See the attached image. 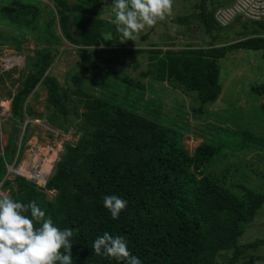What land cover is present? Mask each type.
Masks as SVG:
<instances>
[{
  "label": "trees",
  "instance_id": "1",
  "mask_svg": "<svg viewBox=\"0 0 264 264\" xmlns=\"http://www.w3.org/2000/svg\"><path fill=\"white\" fill-rule=\"evenodd\" d=\"M52 1L55 10L42 11L38 0L16 2L15 6H6L0 0V20L8 18L18 26L21 37L27 33L24 29H35V40L45 45L27 59L28 72L11 97L12 117L23 122L29 115L24 101L39 83L47 89V107L63 116L68 114L66 94L60 92L55 78L45 75L57 52L54 45L61 38L104 61L91 59L72 76L74 93L81 95L78 101L84 107L81 114L75 112L76 117H82L78 125L81 135L74 145H63L43 187L20 175L3 179L6 163L12 159L2 160L0 156L1 187L9 189L8 196L24 204L36 201L54 226L74 230L70 238L72 264H126L103 251L100 255L94 253L92 244L104 232L123 237L128 250L142 264H220L218 256L222 252L231 250L239 256L254 248L256 241L241 244L238 238L264 204V194L246 203L205 174L212 159L227 144L222 140L219 144L201 142L189 154L178 130L144 116L138 109L145 108L157 116L161 108L160 104L141 101L145 79L174 80L186 91H195L201 104L215 102L222 90L218 62L228 51L262 50L264 60V35L258 34L259 30L264 32V21L257 23L259 29L254 24L248 29L246 23L236 19L251 36L223 46L148 49L147 68L133 78L124 71L118 50L110 47L103 33L105 21L98 16L100 0ZM207 1L212 4L210 10ZM220 3L199 2L202 29L212 38L221 26L214 18ZM55 21L60 35L54 30ZM89 70L112 78L119 97L112 92L108 79L97 95L84 92L82 75ZM251 90L263 95L264 81L252 85ZM261 110L264 115V104ZM225 137L239 138L235 133ZM238 143L241 145L233 149L244 146ZM251 144L264 145V136L254 138ZM50 190L55 191L52 198L45 192ZM113 194L127 201L117 219L103 203L106 195ZM24 215L31 218V211ZM34 223L37 228L41 226L40 222Z\"/></svg>",
  "mask_w": 264,
  "mask_h": 264
},
{
  "label": "rangeland",
  "instance_id": "2",
  "mask_svg": "<svg viewBox=\"0 0 264 264\" xmlns=\"http://www.w3.org/2000/svg\"><path fill=\"white\" fill-rule=\"evenodd\" d=\"M20 1L33 2L2 0L6 6H15ZM38 1L42 11L54 9L52 0ZM199 2L200 0H173L171 14L152 27L146 26L135 41L125 40L117 31L115 14L112 11L113 0L99 1L98 16L105 21L103 33L110 40V47L118 50V60L123 63L124 71L130 77L136 78L141 70L147 68L148 49L176 50L184 47H207L210 44L223 46L251 36L249 30L243 29V24L237 21L220 26L214 31V38L207 35L200 21ZM211 6L207 1L208 10ZM248 24L246 23L249 29L251 24ZM53 26L56 34L60 35L57 21ZM18 30V26L8 18L0 20V156L2 160L12 159L11 163H6L3 179L12 180L15 175H20L42 186L43 178L39 180L37 177L44 175L48 178L63 152V145H74L81 135L78 125L82 117H76L75 112L81 114L84 107L78 101L81 95L74 93L72 76L89 60H104L61 38L54 45L57 52L45 75L55 78L60 92L66 94L65 106L68 114L63 116L53 107H47V89L39 83L24 101L29 115H25V120L20 122L10 113L11 97L28 72L27 59L33 58L35 51L45 45L40 40H35V29H24L27 33L23 37ZM145 34L146 37L142 38ZM258 34L264 35V32L259 30ZM134 49L143 51L130 52ZM262 53V50L237 49L228 51L219 60L222 90L213 103L201 104L195 91H186L177 81L158 82L145 79L141 101L160 104L161 108L157 116L145 108L138 109L144 116L158 119L165 126L178 130L182 134V144L189 154L201 142L218 143L222 140L227 144L212 159L205 174L214 182L228 187L246 203H251L255 195L264 194V145L251 146V140L264 136V115L261 110L264 94L259 96L251 90L252 85L264 81ZM82 76L84 92L97 95L108 79L111 81L112 92L116 91L119 97L120 91L118 92L112 78L95 70H89ZM2 101L8 102V108L2 105ZM66 126L67 130H64L63 127ZM231 133L238 134L239 138L225 137ZM238 142L244 143V146L233 149L234 145H241ZM55 149L57 154L50 163V170L43 172L41 165L46 153H52ZM3 179L0 181V192L9 195V189L1 187ZM12 187L15 188L14 181ZM45 192L48 198L55 194L53 190ZM253 241L257 245L243 255H234L231 250L222 252L218 256L219 263L264 264V204L238 238L241 244Z\"/></svg>",
  "mask_w": 264,
  "mask_h": 264
},
{
  "label": "clouds",
  "instance_id": "3",
  "mask_svg": "<svg viewBox=\"0 0 264 264\" xmlns=\"http://www.w3.org/2000/svg\"><path fill=\"white\" fill-rule=\"evenodd\" d=\"M172 6L173 0H113L114 23L125 40L135 41L146 26L152 27L170 15ZM42 181L45 185V180ZM103 203L113 219L127 205V201L114 194L106 195ZM29 210L31 218L24 215ZM34 222H40L41 226L37 228ZM73 234V229L61 230L51 219H45V212L36 201L24 204L0 192V264H72ZM92 248L96 255L103 251L104 255L126 264H142L119 235L104 232L94 240Z\"/></svg>",
  "mask_w": 264,
  "mask_h": 264
},
{
  "label": "built area",
  "instance_id": "4",
  "mask_svg": "<svg viewBox=\"0 0 264 264\" xmlns=\"http://www.w3.org/2000/svg\"><path fill=\"white\" fill-rule=\"evenodd\" d=\"M214 11V18L221 26H227L240 20L257 26L264 21V0H220ZM44 185V182L42 183ZM42 185V186H43Z\"/></svg>",
  "mask_w": 264,
  "mask_h": 264
},
{
  "label": "bare ground",
  "instance_id": "5",
  "mask_svg": "<svg viewBox=\"0 0 264 264\" xmlns=\"http://www.w3.org/2000/svg\"><path fill=\"white\" fill-rule=\"evenodd\" d=\"M2 105L3 106H5V108H8V106H9V104H8V102L7 101H2ZM60 142V141H59ZM41 146V145H40ZM45 147V146H44ZM58 147H59V145H58ZM60 149V148H59ZM47 152V151H46ZM47 154V156H46V158L44 159V161H43V164L41 165V170H43V172H47V171H49L50 170V163L52 162V161H54V158H56V154H57V150L55 149V150H53L52 151V153H46ZM29 171V170H28ZM38 174V173H37ZM42 174V173H41ZM46 175V174H45ZM39 180H42V178H43V180H45L46 179V176H44V175H40L39 177H37Z\"/></svg>",
  "mask_w": 264,
  "mask_h": 264
},
{
  "label": "water",
  "instance_id": "6",
  "mask_svg": "<svg viewBox=\"0 0 264 264\" xmlns=\"http://www.w3.org/2000/svg\"><path fill=\"white\" fill-rule=\"evenodd\" d=\"M46 180H47V178H46ZM46 180H45V182H46Z\"/></svg>",
  "mask_w": 264,
  "mask_h": 264
}]
</instances>
